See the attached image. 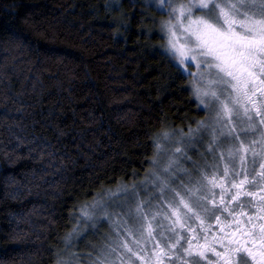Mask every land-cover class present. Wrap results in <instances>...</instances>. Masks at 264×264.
Here are the masks:
<instances>
[{
  "label": "trees",
  "instance_id": "1",
  "mask_svg": "<svg viewBox=\"0 0 264 264\" xmlns=\"http://www.w3.org/2000/svg\"><path fill=\"white\" fill-rule=\"evenodd\" d=\"M159 17L143 0H0V264H105L114 217L129 226L95 203L202 126Z\"/></svg>",
  "mask_w": 264,
  "mask_h": 264
},
{
  "label": "rangeland",
  "instance_id": "2",
  "mask_svg": "<svg viewBox=\"0 0 264 264\" xmlns=\"http://www.w3.org/2000/svg\"><path fill=\"white\" fill-rule=\"evenodd\" d=\"M143 1L160 14L166 50L171 56V37L168 28L164 27L166 22L171 21L175 39L183 45L186 39L184 30L189 21L210 18L207 10L196 8L192 9L190 16L172 12L181 4L187 5L189 0H165L163 5L160 0ZM221 2L217 0V3ZM260 2L257 0V5ZM255 10L259 11V7ZM173 58L191 78L195 97L208 116L200 122L202 126L199 129L195 128L189 134L165 136L162 141L159 140L158 156L144 177V184H139L137 188L121 185L95 203L105 207L111 201V213L123 217L125 225L129 226L119 228V220L114 217V225L118 226L111 244L116 253L110 251L105 264H196V261L199 264H220V258L216 260L211 254L223 252L215 246L221 243L220 231L229 225V218L238 213L247 215L256 221L254 223L264 218V203L261 202L264 180L257 175L261 171L260 165L264 164V152L259 143L255 146L251 144L252 141H260L261 132L259 128L255 132L248 130L249 121L243 115V109H249L245 105V96L231 88L225 90L223 85L210 83L218 79L216 70H209L199 63V57L184 64L179 63L178 54ZM237 100L239 104L235 103ZM224 105L231 109L230 114H225ZM249 114L253 115L251 111ZM253 120L258 119L253 115ZM233 128L239 134V140L229 134ZM240 141H243L244 148L252 150L244 152L241 149L239 154L230 157L229 151L236 152L241 148ZM253 151L258 155L253 156ZM241 156L244 157L243 163ZM226 167L227 176L224 174ZM254 177V185H241L242 181H252ZM238 192L253 195H239L238 200H233ZM138 208L140 211H137ZM205 208L211 211L205 212ZM99 211L101 215L108 212V205ZM149 226L152 238H146ZM134 240L139 243H133ZM124 243L132 252L122 247ZM190 245L192 256L184 252ZM200 251L205 252L204 258L195 255Z\"/></svg>",
  "mask_w": 264,
  "mask_h": 264
},
{
  "label": "snow or ice",
  "instance_id": "3",
  "mask_svg": "<svg viewBox=\"0 0 264 264\" xmlns=\"http://www.w3.org/2000/svg\"><path fill=\"white\" fill-rule=\"evenodd\" d=\"M164 3L165 0H160L161 5ZM257 7H259V11L255 10ZM193 8L207 10L210 18L201 17L194 21L190 20L189 26L184 30L186 39L183 45L177 43L175 33L172 31L171 21L166 22L164 27H167L170 33L169 44L172 55H179L180 64H184L187 60H197L199 57V63L204 64L209 70H216L218 79L210 83L223 85L225 90L231 88L236 93L248 97V85L256 78V73L264 75V0H261L259 5H257V0H235V2L222 0L221 3H217V0H198V2L189 0L187 5L181 4L178 8H173L172 12H179L180 16H190ZM237 28H239V31H237ZM212 95L215 97L216 93L213 92ZM261 95H264V92ZM235 103L239 104V101L237 100ZM261 109H264V103H262L261 108H256L253 103V115L259 118L256 121L253 120V115L249 114L250 110L247 107L243 109V115L249 121L248 130L255 132L259 128L261 139L260 141H252L251 144L255 146L259 143L262 152H264V111ZM224 112L230 114L231 109L224 105ZM229 134L239 140V134L236 133L235 128L230 129ZM240 145L241 148L237 149L236 152L229 151L230 157L239 154L241 149L244 152L252 150V148H244L243 141H240ZM177 151L180 150L177 149ZM256 155L258 153L253 151V156ZM240 159L243 163L244 157L241 156ZM260 169L261 171L257 175L264 180V164L260 165ZM224 174L225 176L228 175L227 167ZM244 183L254 185L255 177L252 181H242L241 185ZM239 195L253 194L238 192L232 199L238 200ZM261 202L264 203V197L261 198ZM184 207L188 208V205L184 204ZM137 211H140V209L138 208ZM189 211H191L190 208ZM204 211L211 210L205 208ZM249 219L251 220V218ZM129 235H131L130 231ZM260 235L264 238V226H261ZM146 238H152L151 226L148 228ZM133 243H139V241L134 240ZM177 244H179V240H177ZM122 247L127 252H132L127 243H124ZM112 251H115V249H112ZM225 251L227 252L228 249H225ZM238 251L247 253V256H250L253 260L256 259L250 249L241 247ZM184 252L192 256L191 245L189 249H184ZM195 255L204 258L205 252L200 251ZM214 255L225 261L228 259L227 256H222L220 252H214ZM261 256L264 257V253H261ZM94 264H104V262L98 257ZM196 264H199V262L196 261Z\"/></svg>",
  "mask_w": 264,
  "mask_h": 264
},
{
  "label": "flooded vegetation",
  "instance_id": "4",
  "mask_svg": "<svg viewBox=\"0 0 264 264\" xmlns=\"http://www.w3.org/2000/svg\"><path fill=\"white\" fill-rule=\"evenodd\" d=\"M264 78L259 73H256V78L248 85V97H245V105H247L253 114V103L256 108H261L264 103ZM264 111V109H261ZM259 119L258 117H256ZM264 197V194L262 195ZM235 220L223 230L220 231L222 256H227V261L221 259L220 264H264V257L261 253H264V238L260 235L261 226H264V220L254 223L245 214H235ZM250 249L256 256L253 260L247 253H241L239 248ZM225 249H228L226 252ZM243 257V258H242Z\"/></svg>",
  "mask_w": 264,
  "mask_h": 264
}]
</instances>
